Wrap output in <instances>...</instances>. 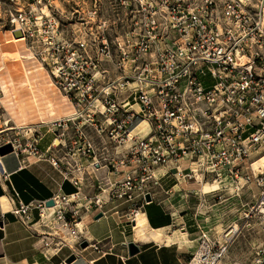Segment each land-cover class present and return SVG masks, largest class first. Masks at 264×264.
Returning <instances> with one entry per match:
<instances>
[{"label":"built area","instance_id":"2783aa9c","mask_svg":"<svg viewBox=\"0 0 264 264\" xmlns=\"http://www.w3.org/2000/svg\"><path fill=\"white\" fill-rule=\"evenodd\" d=\"M91 2L85 19L76 9L70 19L43 8L10 15L75 113L51 122L57 143L45 152L36 130L0 137V145L45 157L76 188L55 193L52 205L19 200L10 211L25 222L36 208L45 225L81 241V208L104 213L114 202L136 225L147 194L218 181L238 191L262 187L264 212V169L253 168L264 154V0H108V9ZM236 230L202 236L183 264H225Z\"/></svg>","mask_w":264,"mask_h":264},{"label":"crops","instance_id":"0c3cea01","mask_svg":"<svg viewBox=\"0 0 264 264\" xmlns=\"http://www.w3.org/2000/svg\"><path fill=\"white\" fill-rule=\"evenodd\" d=\"M34 129L40 133L38 147L42 152L55 144V132L49 127L39 125ZM92 138L98 141L97 136ZM69 158H74L78 165L81 161L87 171L95 168L89 158ZM97 172L105 174V168L101 165ZM75 189L63 172L45 157L18 151L0 156V196L5 195L9 205L3 213L0 210V264H183L191 253L180 250L171 236L175 230L185 227L190 237L196 234V229L184 220L186 214L177 216L165 206V199L158 196L140 209L146 219L144 233L137 231V224H130L115 212L114 202L104 205V213L81 208L77 225L83 235L81 241L66 230L45 225L36 208L29 211L25 222L10 211L19 200L24 203L49 201L55 193L71 194ZM79 203H85V199ZM100 212L103 216L95 219ZM44 241L51 242L46 246ZM83 241L88 245L81 247ZM57 242L60 246L54 247ZM94 242L97 249L91 245ZM129 242L139 245L137 253L129 254ZM70 254L76 259L67 263L65 259Z\"/></svg>","mask_w":264,"mask_h":264},{"label":"rangeland","instance_id":"374dc122","mask_svg":"<svg viewBox=\"0 0 264 264\" xmlns=\"http://www.w3.org/2000/svg\"><path fill=\"white\" fill-rule=\"evenodd\" d=\"M97 1L100 2V7L107 8L108 0ZM40 8L44 9V13H50V15L58 13L65 19H70L76 9L79 12L76 15L85 19V15L93 6L91 0H41L39 3L37 0H20L19 4H14L10 0H0V36L3 44L16 43L10 35L3 34L4 30H10L13 34L9 22L11 13L21 9L33 10L32 13H34ZM63 23L67 28L69 27L70 22ZM22 37L24 36L16 38ZM24 41L32 51L31 55L38 59L35 55L37 48L33 47L27 38ZM38 48H40L39 44ZM43 66L47 69L45 65ZM47 71L50 74L48 69ZM2 96L0 87V137L13 136L16 131L20 133L21 131L25 133V130H29L28 133L35 131L34 128L39 125L34 126L33 129H27L25 127L16 128L12 122L6 124L7 112L1 102ZM40 125L47 128L52 127L51 122ZM261 188L253 183L246 184L238 191L233 186H225L218 181L214 183L189 181L174 186L169 195L159 193L157 196L165 199V206L177 216H183L180 212H185L184 220L196 229V234L190 238L205 235L204 237L212 240L222 239L224 233L232 228V225H237L238 230L235 231L230 242L225 264H264V212L260 211L257 203ZM177 219L181 220L180 217Z\"/></svg>","mask_w":264,"mask_h":264},{"label":"bare ground","instance_id":"6f19581e","mask_svg":"<svg viewBox=\"0 0 264 264\" xmlns=\"http://www.w3.org/2000/svg\"><path fill=\"white\" fill-rule=\"evenodd\" d=\"M3 34L10 35L16 42L5 45L0 36L1 102L7 112L6 124L12 122L16 128L33 129L36 125L73 115L75 107L71 100L55 85L43 64L31 55L25 38H16L10 30H4ZM253 168L264 169V154L253 161ZM0 202V209L5 211L9 207L7 197L3 195ZM145 223V216L139 213L137 231L144 233ZM236 228L237 225H232L231 229ZM171 240L182 251L196 252L202 236L190 238L187 232L177 229Z\"/></svg>","mask_w":264,"mask_h":264},{"label":"water","instance_id":"95a60500","mask_svg":"<svg viewBox=\"0 0 264 264\" xmlns=\"http://www.w3.org/2000/svg\"><path fill=\"white\" fill-rule=\"evenodd\" d=\"M12 32H13V34H14L16 37H20V36L22 35V32H21L20 29H13ZM10 152H13V147H12L11 143H7V144H4V145H0V156H3V155H5V154H7V153H10ZM146 200H147V201H152V199H151V197H150L149 194L146 195ZM47 204H48V205H52V204H53V201H52V200H49V201L47 202ZM183 214H185L184 211L181 213V215H183ZM101 216H103V213H102V212L98 213V214L95 216V219H97V218H99V217H101ZM181 230L186 231V228H185V227H182ZM87 245H88V243H87L86 241H83V242L80 244L81 247H85V246H87ZM128 249H129V254H130V255H133V254H135V253H137V252L139 251V245L136 244V243H134V242H129V243H128ZM75 259H76L75 255H74V254H70V255L65 259V262L70 263V262H72V261L75 260Z\"/></svg>","mask_w":264,"mask_h":264}]
</instances>
